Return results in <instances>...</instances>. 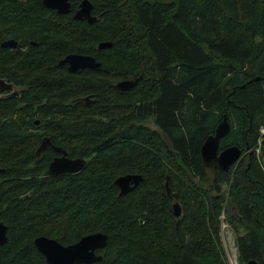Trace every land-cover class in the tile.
<instances>
[{
	"label": "trees",
	"instance_id": "trees-1",
	"mask_svg": "<svg viewBox=\"0 0 264 264\" xmlns=\"http://www.w3.org/2000/svg\"><path fill=\"white\" fill-rule=\"evenodd\" d=\"M88 1L92 25L51 18L41 0L0 2L1 22L44 30L26 55L0 48V77L28 87L0 102V264H47L35 238L68 246L95 233L107 236L96 264H229L223 223L238 264H264V0ZM69 52L100 66L68 74L57 61ZM126 80L137 83L118 90ZM86 95L96 103L73 102ZM223 115L218 151L242 152L226 171L200 156ZM42 136L84 159L83 170L45 174ZM128 174L142 181L119 196L114 182Z\"/></svg>",
	"mask_w": 264,
	"mask_h": 264
},
{
	"label": "water",
	"instance_id": "water-1",
	"mask_svg": "<svg viewBox=\"0 0 264 264\" xmlns=\"http://www.w3.org/2000/svg\"><path fill=\"white\" fill-rule=\"evenodd\" d=\"M42 4L57 11L60 15L70 13L71 5L68 0H42ZM93 6L88 0H83L79 4V9L74 15L77 21L85 20L89 25L96 22V17L92 16ZM13 46L11 42L4 43L2 47ZM111 47L109 42H101L98 44V50H106ZM59 65H67L68 72L71 74L80 73L83 70L95 69L100 66L93 57L81 55H69L60 62ZM137 80H126L116 84V88L120 91H128L133 89ZM230 125L226 115L222 116L221 122L217 125L214 134L209 136L203 143L200 156L206 168L216 167L219 170L226 171L233 166L241 157V150L238 147H228L221 152L218 151L219 142L229 133ZM51 143L49 139H43L36 151L37 157ZM56 153H61V157L55 158L49 163L46 173L50 177L60 176L64 174L74 175L81 172L85 166L84 159H70L66 151L60 148H54ZM3 170L0 169V174ZM142 181L141 176L128 174L118 177L114 185L119 190V196H124L131 192ZM166 194L170 201H175L177 195L172 193L168 178L165 182ZM173 216L179 218L181 215V207L178 202L172 205ZM7 228L0 222V246H3L7 241ZM34 248L45 259L47 264H96L103 260V257L97 254V251H103L107 247V236L102 233L90 234L82 237L74 244L63 246L59 242L41 236L33 241ZM246 264H258L250 260Z\"/></svg>",
	"mask_w": 264,
	"mask_h": 264
},
{
	"label": "flooded vegetation",
	"instance_id": "flooded-vegetation-1",
	"mask_svg": "<svg viewBox=\"0 0 264 264\" xmlns=\"http://www.w3.org/2000/svg\"><path fill=\"white\" fill-rule=\"evenodd\" d=\"M5 1L23 2V0H0V2H5ZM68 1H69L70 5H71V11H70V13L65 14V15H60V14L57 13V11L45 7L42 4V0H41V4H42V7L48 13L49 17H51V18H54V17L55 18L70 17L75 22L84 23V24L89 25L85 20L77 21V20L74 19V15H75L76 11L79 9V4L83 0H79L75 5L72 4L70 0H68ZM44 18H47V17H44ZM10 20H12V19H10ZM13 21H8V20L7 21H3V22L0 21V48L3 49V50L8 51V54H11L10 56H14V54H16V55L17 54L26 55L27 49L29 47H32V48H37L38 47V45L40 43V40H39L40 39V36H42L44 34V30L43 29H41V30H35L31 26L32 23L27 22V21L24 22L25 23L24 26L23 25H20L18 23H15ZM51 21H52L50 23L51 24V27H52V25H53L54 22L56 24H59L58 21H56V20H51ZM31 28L33 29V31H31ZM30 32H35L36 35L33 36L32 33H30ZM9 42H11L13 44V46L2 47L4 43H9ZM75 54L76 55H81V56H90V57H93L95 59V61L98 62L97 59H96V56H93V55H84V54H80V53H77V52H69V53H66L64 56H62L57 61V65L60 68H62V70L65 71L68 74H71V73L68 72V66L67 65H62L61 66L59 64L67 56H69V55H75ZM88 70H93V69H88ZM84 71H86V70H84ZM82 72L83 71H81L80 73H75V74H81ZM75 74H73V75H75ZM27 88L28 87L25 86V85H17L15 82L11 81L7 77H0V102H2L3 100H9V99H14L16 101L17 100H20L21 99V96H22V93L23 92H26ZM73 102L74 103H80V104H83L85 106H91V105H93V104L96 103V100L92 97V95H86V96H81V97H78V98L74 99ZM18 104H19L18 107H21L23 105L21 103H18ZM34 126L38 127L39 126V123H34ZM37 130H39V129H37ZM43 139H49V141L51 143V145L48 146L44 150V151L50 150V152H51V158H50L49 162H47L46 169H45V174H47L46 173V170L48 168L49 163H51L55 158L62 156L61 153H56L54 151V148H60L63 151H65V150L61 146H58V145L52 143L49 136H42L41 139H40V143H41V141ZM219 152H221V151H219ZM241 154H242V152H241ZM67 156L69 157V155H67ZM240 158L238 159V161L240 160ZM213 168H216V167H213Z\"/></svg>",
	"mask_w": 264,
	"mask_h": 264
},
{
	"label": "rangeland",
	"instance_id": "rangeland-1",
	"mask_svg": "<svg viewBox=\"0 0 264 264\" xmlns=\"http://www.w3.org/2000/svg\"><path fill=\"white\" fill-rule=\"evenodd\" d=\"M146 125L151 129H156L150 122L146 123ZM221 220L224 222L223 218ZM236 238V233L233 229L226 223H223L221 225V239L229 264H238Z\"/></svg>",
	"mask_w": 264,
	"mask_h": 264
}]
</instances>
